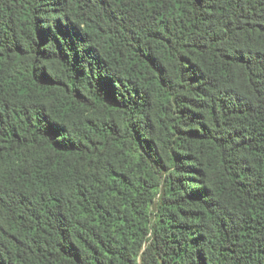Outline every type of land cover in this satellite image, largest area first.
Listing matches in <instances>:
<instances>
[{"label": "trees", "instance_id": "obj_1", "mask_svg": "<svg viewBox=\"0 0 264 264\" xmlns=\"http://www.w3.org/2000/svg\"><path fill=\"white\" fill-rule=\"evenodd\" d=\"M0 264H264V0H0Z\"/></svg>", "mask_w": 264, "mask_h": 264}, {"label": "rangeland", "instance_id": "obj_2", "mask_svg": "<svg viewBox=\"0 0 264 264\" xmlns=\"http://www.w3.org/2000/svg\"><path fill=\"white\" fill-rule=\"evenodd\" d=\"M162 190H163V186L161 187L160 193L158 194L154 204L152 205L151 208V212H152V227L153 224L155 223L156 219H157V213H158V206L160 203V198H161V194H162Z\"/></svg>", "mask_w": 264, "mask_h": 264}]
</instances>
